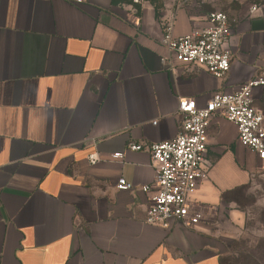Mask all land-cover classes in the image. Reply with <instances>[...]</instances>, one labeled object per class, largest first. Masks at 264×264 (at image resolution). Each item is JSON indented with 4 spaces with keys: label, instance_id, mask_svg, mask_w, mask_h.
I'll use <instances>...</instances> for the list:
<instances>
[{
    "label": "crops",
    "instance_id": "1",
    "mask_svg": "<svg viewBox=\"0 0 264 264\" xmlns=\"http://www.w3.org/2000/svg\"><path fill=\"white\" fill-rule=\"evenodd\" d=\"M195 4L0 0V264H224L244 220L234 195L260 163L237 125L210 121L207 176L190 195L203 218L192 227L146 221L142 186L155 168L148 151L126 149L174 139L181 98L204 106L264 69V0L228 14L225 78L177 62L164 27L206 26ZM254 103L264 113V90ZM121 177L133 189H117Z\"/></svg>",
    "mask_w": 264,
    "mask_h": 264
},
{
    "label": "built area",
    "instance_id": "2",
    "mask_svg": "<svg viewBox=\"0 0 264 264\" xmlns=\"http://www.w3.org/2000/svg\"><path fill=\"white\" fill-rule=\"evenodd\" d=\"M68 1L81 4L86 0ZM207 21L206 26L193 28L182 35H176L172 22H169L164 27L161 43L177 62L205 68L213 76L223 79L229 73L232 61L230 16L215 10L208 13ZM257 89L264 90V69L233 91L213 92L204 106H199L194 98H181L178 106L180 130L174 139L130 141L127 144V150L148 151L155 168L154 182L142 186V190L149 194L148 223L169 228L175 220L192 227L202 220L203 211L191 203L190 195L207 176L203 161L208 147V127L215 116L222 115L234 122L240 143L264 163V113L254 103ZM123 156L124 152L113 155L121 160ZM89 158L92 163L98 160L96 154ZM116 187L131 190L133 184L121 177Z\"/></svg>",
    "mask_w": 264,
    "mask_h": 264
},
{
    "label": "rangeland",
    "instance_id": "3",
    "mask_svg": "<svg viewBox=\"0 0 264 264\" xmlns=\"http://www.w3.org/2000/svg\"><path fill=\"white\" fill-rule=\"evenodd\" d=\"M129 1V0H123ZM133 1V0H131ZM139 1V0H135ZM162 2L163 0H152ZM183 4L196 3L201 10L209 13L221 10L230 14L244 4L257 3L259 0H176ZM236 208L244 214L233 239L226 243L227 254L224 264H264V163L252 175L250 185L238 190L235 195Z\"/></svg>",
    "mask_w": 264,
    "mask_h": 264
},
{
    "label": "trees",
    "instance_id": "4",
    "mask_svg": "<svg viewBox=\"0 0 264 264\" xmlns=\"http://www.w3.org/2000/svg\"><path fill=\"white\" fill-rule=\"evenodd\" d=\"M243 188H245V187H243ZM243 188H242V189H243Z\"/></svg>",
    "mask_w": 264,
    "mask_h": 264
}]
</instances>
